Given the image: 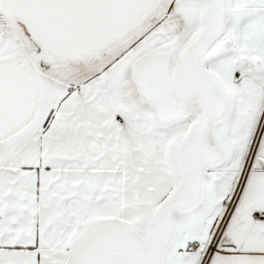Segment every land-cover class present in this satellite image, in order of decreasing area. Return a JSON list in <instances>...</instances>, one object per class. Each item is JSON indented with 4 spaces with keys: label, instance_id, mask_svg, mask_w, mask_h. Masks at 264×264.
<instances>
[{
    "label": "snow or ice",
    "instance_id": "6c2138e0",
    "mask_svg": "<svg viewBox=\"0 0 264 264\" xmlns=\"http://www.w3.org/2000/svg\"><path fill=\"white\" fill-rule=\"evenodd\" d=\"M0 264H264V0H0Z\"/></svg>",
    "mask_w": 264,
    "mask_h": 264
}]
</instances>
